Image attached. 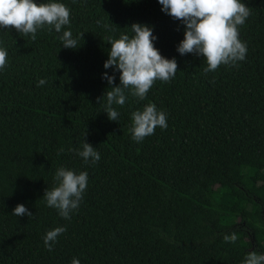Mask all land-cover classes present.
Wrapping results in <instances>:
<instances>
[{
    "label": "trees",
    "instance_id": "16d2710c",
    "mask_svg": "<svg viewBox=\"0 0 264 264\" xmlns=\"http://www.w3.org/2000/svg\"><path fill=\"white\" fill-rule=\"evenodd\" d=\"M52 2L70 9L73 38L84 33L78 48L62 47L69 26L38 30L35 41L0 29V264H242L264 253V0H240L252 9L239 35L245 60L207 74L203 57L177 53L184 27L157 0ZM133 23L153 28L155 48L178 69L145 100L114 106L119 119L109 121L103 96L120 73L103 67L106 37ZM149 102L167 128L136 143L131 113ZM83 140L99 152L95 164L68 151ZM60 167L89 177L70 220L43 199ZM17 204L33 216L12 215ZM56 227L67 231L49 252L43 237Z\"/></svg>",
    "mask_w": 264,
    "mask_h": 264
},
{
    "label": "clouds",
    "instance_id": "9594fccd",
    "mask_svg": "<svg viewBox=\"0 0 264 264\" xmlns=\"http://www.w3.org/2000/svg\"><path fill=\"white\" fill-rule=\"evenodd\" d=\"M161 11L174 20L180 21L184 27L183 40L177 45L176 51L180 56L192 54L203 57L207 65L204 72L216 71L220 66L235 67L238 62L245 60L247 44L239 39L240 28L252 14V9L240 0H157ZM66 26L69 30L62 32ZM116 28V27H115ZM0 29L15 30L21 35H30L36 40L38 30L46 29L61 33L59 39L66 49L78 48V41L84 33L73 38L70 30V9L59 2L35 3L34 0H0ZM114 39L106 37L110 45L108 59L104 69L119 72V85L106 90L103 98L104 113L109 121H117L120 113L116 107H123L129 96L137 101L146 99V95L159 80L168 83L177 73L178 64L175 58H164L154 46L157 37L153 28L139 23H133L130 28ZM130 33V34H129ZM7 51L0 48V70L7 67ZM102 79L109 86L115 82V75L104 73ZM41 79L37 86L44 85ZM101 99H98V103ZM129 131L134 142L140 143L146 137L155 134L157 127L167 128V114L158 110L153 103H147L143 109L131 113ZM86 132L84 133V137ZM82 159L85 165L95 164L100 160V154L89 143L82 141L80 148H69ZM60 148L57 155H61ZM88 173L60 167L53 177V187L46 189L43 199L46 206L57 210L58 215L70 220L71 214L81 205L88 186ZM12 215L16 217H32L33 214L23 205L17 204ZM67 231L66 227H56L46 232L43 243L47 251H53L58 237ZM236 233L225 235L226 243H235ZM71 264H80L73 258ZM242 264H264V253L249 251L243 258Z\"/></svg>",
    "mask_w": 264,
    "mask_h": 264
}]
</instances>
